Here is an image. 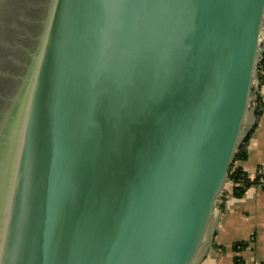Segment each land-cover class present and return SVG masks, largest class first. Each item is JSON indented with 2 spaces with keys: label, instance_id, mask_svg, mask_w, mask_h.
<instances>
[{
  "label": "water",
  "instance_id": "water-1",
  "mask_svg": "<svg viewBox=\"0 0 264 264\" xmlns=\"http://www.w3.org/2000/svg\"><path fill=\"white\" fill-rule=\"evenodd\" d=\"M263 18L264 0H51L0 264H194L256 99Z\"/></svg>",
  "mask_w": 264,
  "mask_h": 264
},
{
  "label": "crops",
  "instance_id": "crops-1",
  "mask_svg": "<svg viewBox=\"0 0 264 264\" xmlns=\"http://www.w3.org/2000/svg\"><path fill=\"white\" fill-rule=\"evenodd\" d=\"M260 35H264V18ZM257 92L261 114L257 118L254 104L250 106L240 140L249 135L244 146L247 156L235 162L251 177L264 170V79ZM224 191L194 264H264V189L251 187L240 198L231 196L229 184Z\"/></svg>",
  "mask_w": 264,
  "mask_h": 264
},
{
  "label": "flooded vegetation",
  "instance_id": "flooded-vegetation-1",
  "mask_svg": "<svg viewBox=\"0 0 264 264\" xmlns=\"http://www.w3.org/2000/svg\"><path fill=\"white\" fill-rule=\"evenodd\" d=\"M51 0L0 3V134L22 95L23 78L47 19ZM5 137L0 135V151Z\"/></svg>",
  "mask_w": 264,
  "mask_h": 264
},
{
  "label": "bare ground",
  "instance_id": "bare-ground-1",
  "mask_svg": "<svg viewBox=\"0 0 264 264\" xmlns=\"http://www.w3.org/2000/svg\"><path fill=\"white\" fill-rule=\"evenodd\" d=\"M25 79H27L25 82V86H27V82H28V86L30 87V84H31L30 81H32L33 79V74L30 72L28 77ZM28 86H27V89H28ZM27 89L26 90L24 89L25 92H23V94L18 99L17 109L12 113L10 118H8V121L5 124L6 125L5 129L3 133L0 134L2 137H5L3 140V143H4L3 147L0 151V164H1L0 165V250H1V247H3L4 245L3 237H4V234L6 233V228L8 229L9 227V226L7 227V225L10 223L11 214H13L14 216V213H15V208L17 205V197L15 199V195L17 194V192L19 194V191H18L19 183H20L19 178H21L20 169L22 167L20 160L22 159H20V152H17V146L15 145V143L13 145V142L17 140L16 139L17 137L18 139L25 140V133L24 135L22 134L21 128L19 126V124L21 123V119H19L18 117V108H19L18 106H20L19 102H21V107H22L23 102L26 98L25 94H26ZM16 131H17V135L14 138L15 140L12 141L13 136L11 132L15 133ZM8 138L9 140L7 143V150L5 151L4 148H5V144ZM10 141H12V143H9ZM10 147H13L12 150H10ZM8 160H9V166L5 167V165H7L8 163ZM5 161H6V164H5ZM8 208L11 211L10 213L7 212ZM1 256H2V253L0 254V259H1Z\"/></svg>",
  "mask_w": 264,
  "mask_h": 264
},
{
  "label": "trees",
  "instance_id": "trees-1",
  "mask_svg": "<svg viewBox=\"0 0 264 264\" xmlns=\"http://www.w3.org/2000/svg\"><path fill=\"white\" fill-rule=\"evenodd\" d=\"M258 77L261 80L264 79V58L261 59L258 64ZM253 104L255 106V115L258 118L261 114L262 109V100L259 92H257V97ZM248 137L249 135L240 142L238 149L232 159L229 175L227 178V182L231 188V196L235 198L242 197V195L251 187H260L261 189H264V182L262 181L264 179V175L257 172L254 176L251 177L242 169L241 166L235 164L236 161L244 160L247 156L244 146L247 142Z\"/></svg>",
  "mask_w": 264,
  "mask_h": 264
},
{
  "label": "built area",
  "instance_id": "built-area-1",
  "mask_svg": "<svg viewBox=\"0 0 264 264\" xmlns=\"http://www.w3.org/2000/svg\"><path fill=\"white\" fill-rule=\"evenodd\" d=\"M259 47L264 48V35H260V39H259ZM263 58H264V53L258 58V61H257L256 76H255V78H254V80H253L254 88H255L256 90H257V85L259 84V81H260V79H259V77H258V64H259L260 60L263 59ZM254 101H255V100H254ZM254 101L252 102V104L254 103ZM259 174L264 175V170H260ZM262 181L264 182V179H263ZM223 192H224V190H223ZM223 192H222V193H223ZM222 193H221V195H222Z\"/></svg>",
  "mask_w": 264,
  "mask_h": 264
},
{
  "label": "rangeland",
  "instance_id": "rangeland-1",
  "mask_svg": "<svg viewBox=\"0 0 264 264\" xmlns=\"http://www.w3.org/2000/svg\"><path fill=\"white\" fill-rule=\"evenodd\" d=\"M3 1H6V0H0V3H2ZM251 105L253 106V104H251ZM227 186H228V182H226V185L224 186V188H226Z\"/></svg>",
  "mask_w": 264,
  "mask_h": 264
}]
</instances>
